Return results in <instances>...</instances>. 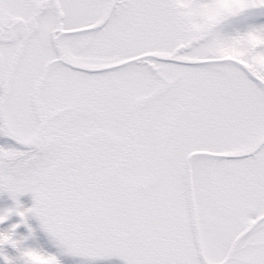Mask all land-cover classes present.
I'll list each match as a JSON object with an SVG mask.
<instances>
[{
    "label": "snow or ice",
    "instance_id": "1",
    "mask_svg": "<svg viewBox=\"0 0 264 264\" xmlns=\"http://www.w3.org/2000/svg\"><path fill=\"white\" fill-rule=\"evenodd\" d=\"M119 261L264 264V0H0V264Z\"/></svg>",
    "mask_w": 264,
    "mask_h": 264
},
{
    "label": "rangeland",
    "instance_id": "2",
    "mask_svg": "<svg viewBox=\"0 0 264 264\" xmlns=\"http://www.w3.org/2000/svg\"><path fill=\"white\" fill-rule=\"evenodd\" d=\"M23 199H28L27 197H24ZM118 264H121V262H118Z\"/></svg>",
    "mask_w": 264,
    "mask_h": 264
}]
</instances>
